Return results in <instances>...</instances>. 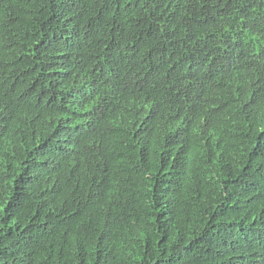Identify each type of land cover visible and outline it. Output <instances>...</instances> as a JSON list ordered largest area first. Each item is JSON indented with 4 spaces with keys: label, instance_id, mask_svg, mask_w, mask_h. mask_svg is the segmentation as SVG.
<instances>
[{
    "label": "trees",
    "instance_id": "16d2710c",
    "mask_svg": "<svg viewBox=\"0 0 264 264\" xmlns=\"http://www.w3.org/2000/svg\"><path fill=\"white\" fill-rule=\"evenodd\" d=\"M0 264H264V0H0Z\"/></svg>",
    "mask_w": 264,
    "mask_h": 264
}]
</instances>
